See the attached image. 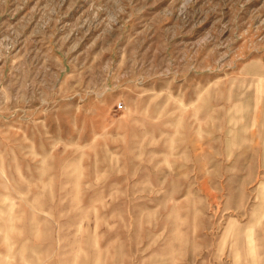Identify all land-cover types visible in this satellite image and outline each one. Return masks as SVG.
Returning <instances> with one entry per match:
<instances>
[{"label":"rangeland","instance_id":"1","mask_svg":"<svg viewBox=\"0 0 264 264\" xmlns=\"http://www.w3.org/2000/svg\"><path fill=\"white\" fill-rule=\"evenodd\" d=\"M0 264H264V0H0Z\"/></svg>","mask_w":264,"mask_h":264},{"label":"built area","instance_id":"2","mask_svg":"<svg viewBox=\"0 0 264 264\" xmlns=\"http://www.w3.org/2000/svg\"><path fill=\"white\" fill-rule=\"evenodd\" d=\"M117 107H118V108H121V107H122V104H121V103H119Z\"/></svg>","mask_w":264,"mask_h":264}]
</instances>
